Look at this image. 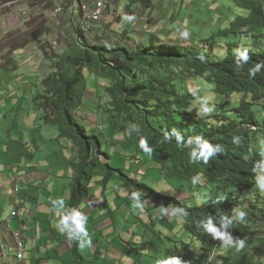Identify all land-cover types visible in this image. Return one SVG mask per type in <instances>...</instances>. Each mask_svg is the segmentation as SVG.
Segmentation results:
<instances>
[{
    "label": "trees",
    "instance_id": "trees-1",
    "mask_svg": "<svg viewBox=\"0 0 264 264\" xmlns=\"http://www.w3.org/2000/svg\"><path fill=\"white\" fill-rule=\"evenodd\" d=\"M124 1V18L134 20L139 10L145 15L158 10L154 0ZM209 1L212 12L215 6L221 5L218 0ZM228 1L243 16L217 35L235 38L243 35L252 44L244 49L230 42L228 56L220 60H213L217 45L213 43L215 47L205 54L195 46L192 32L190 37H183L185 41L180 43L176 39L173 45L168 44L170 39L162 42L156 35L130 48L101 42L91 45L81 35V28L78 31L81 9L77 23L68 25L72 41L62 53L54 54V48L45 41L52 29L44 15L32 17L24 25V32L17 31L0 39V80L3 79L0 88L3 81L16 77L14 55L17 52L39 43L47 53L46 63H50L51 73L43 80L42 94L34 104L43 113L44 125L57 130L58 141L71 146L74 195L64 215V225L65 218L88 196L97 169L102 170L104 190L114 177H120L127 186L132 185L135 191L141 192L144 200L153 205L171 206L181 214L184 228L202 243L200 252L191 250L190 245L183 247V252L167 251L168 254L176 252V259L182 263L193 260L210 264L218 257L216 247L225 241L248 242L254 236V227L264 223V208L258 207L257 198L255 202L251 199L256 188L264 187V144L257 141L258 133L264 134V0ZM68 3L74 8L82 6V0H68ZM185 6L184 0L177 5L178 15L171 19L172 26L178 24L180 11ZM146 20L152 18L148 16ZM201 43L205 45V40ZM237 48L239 52L235 55ZM86 74L102 81L103 86L96 89L107 99L108 125L123 134L128 132L130 148L135 149L131 159L139 164V156L149 157L150 163L166 178L175 177L181 186L189 183L199 190L208 189L214 196L208 199L204 195L202 205H195L190 202L194 195L188 189L181 191L184 195L181 197L165 196L112 169L109 162L103 163L109 157L103 152L100 138L89 133L79 118L75 120L88 94ZM187 76L202 77L213 87L219 106L224 107L221 111H226H216L209 117L192 114L195 96L181 93L180 80ZM236 95L241 96V103L232 107L229 102ZM245 191H249L250 197L240 196ZM71 237L76 249L75 233ZM261 241L264 244V233Z\"/></svg>",
    "mask_w": 264,
    "mask_h": 264
},
{
    "label": "crops",
    "instance_id": "crops-1",
    "mask_svg": "<svg viewBox=\"0 0 264 264\" xmlns=\"http://www.w3.org/2000/svg\"><path fill=\"white\" fill-rule=\"evenodd\" d=\"M84 1L86 0H82V5ZM182 1L154 0L157 9L161 6L159 13L157 10L154 12L159 14L158 17L151 13L145 15L143 10H139L134 20L126 19L132 26L133 24L135 26V23L138 27L142 26L147 34L139 39L133 36V39L125 40L120 47L130 48L134 43L147 42V38L151 36L147 28L152 29L158 22L156 19L163 13L168 20L176 18L174 16L178 15L177 5ZM0 2L5 7L1 13L0 39L8 34L26 30L24 20L20 19L22 14H33L34 19L44 15L45 19H48L49 13L62 5L63 16H60L56 23L53 22V25L50 26L49 23V26L51 29H64L62 27L66 23L69 26L77 23V14L80 12L79 10L76 12L72 5L67 10L68 0H0ZM187 2L189 0H184V3ZM122 3L123 0H114L112 7L105 14V20L109 19L115 9L117 12L119 8L121 10ZM119 12L118 15L121 14ZM148 16L152 18V23L149 24L147 21L144 24ZM124 19L116 27L117 31L121 25L123 26ZM168 20L163 24L166 25ZM177 26L179 25L175 23V28ZM125 33L130 34L128 31ZM98 35L97 39L103 38L101 34ZM88 42L92 43L91 39ZM40 46L42 47V44ZM17 53L14 55L17 65L15 76L19 84L11 89L10 93L0 91L3 104V107H0V264H15L16 250L12 234L16 231L22 233L25 242L22 264H156L147 263L149 257L144 253L148 245L155 243L149 242L152 238L149 227H143L140 221L134 222L133 214L137 211L143 213L150 219L152 225L158 227L161 224L166 225L167 221L176 219L177 215L181 214L172 207L156 206L152 203L148 206L143 205L144 207L133 206V213H128L126 206H121V211L126 212L127 216L126 220L122 221L121 229H118L110 201L111 197L115 196L111 191L113 188L111 185L115 183L112 181L114 178L105 190L102 186L94 187L92 184L88 196L76 211L65 218V225L63 224L64 215L69 210L74 195L70 168L72 152L63 142L58 141L56 129L44 125L43 113L36 110L34 104V100L42 94L43 80L51 73L43 68L46 67L43 63L47 62V53H44V59L40 63L35 62L38 60L31 61L32 59L27 61L28 54L25 56V52H22L25 61L21 62L17 60ZM39 53L32 51L29 55L39 57ZM101 83L102 81L95 84L93 92L85 96L84 106L78 113L80 118L84 116L87 120H94L90 117L97 113V109H92L91 102L103 97L96 89V86L100 88L103 86ZM88 113L89 116H86ZM80 122L83 124V119ZM133 161L134 164L137 162L136 159ZM156 175L158 181L166 179L161 172ZM16 186L19 190L17 193L14 192ZM108 190L111 191L110 194H107ZM103 198L106 202H103ZM5 205H8L9 209L5 208ZM13 212H17L14 218L11 216ZM8 219L11 220L10 229L5 226L8 225L6 222ZM137 225H141L138 227L140 230L143 229L141 234H138ZM72 232L77 238L76 249L71 237ZM165 233L166 231H160L159 234L153 231V235L158 238L164 237ZM167 243L174 245L175 250H178L179 245L170 238L162 246L163 249L167 247ZM168 250L169 248L165 249L166 252Z\"/></svg>",
    "mask_w": 264,
    "mask_h": 264
},
{
    "label": "rangeland",
    "instance_id": "rangeland-1",
    "mask_svg": "<svg viewBox=\"0 0 264 264\" xmlns=\"http://www.w3.org/2000/svg\"><path fill=\"white\" fill-rule=\"evenodd\" d=\"M211 1L209 0H189V2L184 3L186 6L183 7L180 11V18L178 24L182 26L180 29L179 26L175 28V26H172L173 20H168L166 14H161V17H159L158 22L155 23V26L150 29L147 28L148 32L151 33V36L156 35L159 36V38L162 40V42L166 39H172V41H176V39H179L178 41L181 43L182 41H185L183 37H190L191 32L194 34V39L197 44V48L203 49L205 54H209L210 49L214 48L215 43L217 46L214 48V55L213 60H220L221 58H226L228 56V44L232 42L233 44H236L237 46H244V49H246V45L251 46V39H248L246 36L239 35L236 38L234 36L231 37H224L218 36L221 31H225L226 29H229L230 23L234 22L237 17L243 16L241 11H236L233 9V5L228 0H218L220 2V6L214 7V12L210 11V7H212V4L209 3ZM91 1L86 0L83 2V5H90ZM159 3V1H158ZM216 2L214 1L213 4ZM168 5V3L166 4ZM169 6V5H168ZM121 14L118 15L117 10L115 9L113 11V14L110 15L108 20H105L103 24L96 26L94 32L91 31L88 40V37H84L86 40L90 41L91 39V45H93L95 42H101L100 44L104 45H110L115 47H120L122 43H124L125 39L130 41L131 38L139 39L140 37L143 38L147 32L143 29L142 26L138 27V24L135 23V26L132 23L125 18L124 10L125 8V1L123 0V3L121 4ZM71 8L70 3L68 4L67 10ZM167 7H165L166 9ZM160 8L157 10L158 13L160 12ZM119 12V13H120ZM154 14L155 17H158L159 14ZM32 14V13H31ZM188 15V17H186ZM119 16V17H118ZM77 17L79 18V14H77ZM124 19L123 27L122 25L119 27V31H117L116 27L120 25L121 21ZM185 17V19H184ZM32 19V16L28 14L27 18H23L24 25L28 22V20ZM161 19V20H159ZM168 20L166 25H164V22H161L162 20ZM48 20V19H47ZM50 23V26L53 25L56 22H50V21H56V20H48ZM147 20L145 19L146 24ZM155 21H153L154 23ZM170 22V23H169ZM152 23V20L149 21V24ZM79 24V22H78ZM201 24V26H200ZM203 24V25H202ZM82 25V20L79 26V33L80 28ZM110 30V31H109ZM128 31L130 34L127 35L125 32ZM226 30V31H227ZM103 32H106L103 34ZM73 33V32H72ZM75 33H77L75 31ZM101 34L103 38L97 39L96 37L99 36L98 34ZM154 33V34H153ZM95 34V35H94ZM150 36V37H151ZM147 38L149 41L151 38ZM205 40V45L201 43ZM46 42L52 46L53 53H62L66 49L67 44L72 41L70 38V27H68L67 23L65 24V28H53L51 31V34L45 39ZM172 41H168L170 43H173ZM209 41V42H208ZM260 46V45H259ZM259 46H256V49L259 48ZM39 43H35L31 46H29L24 51H20L17 53V60H20L21 62L25 61L24 55L27 54V61L38 60L35 61L37 63L42 62L44 59V50L42 47L40 48ZM36 52L39 53V57H35L32 54L29 55V52ZM25 54L23 55V53ZM239 48L235 49L234 54H238ZM46 54V53H45ZM54 56V55H53ZM29 64V63H28ZM46 65L45 71L51 72L50 63L49 65L47 63H44ZM32 65V64H31ZM5 76V75H4ZM8 77V76H5ZM87 79V87H88V93L93 92V88L95 87V84H97L99 81L95 76H90L86 74ZM3 80V79H2ZM0 80V82L2 81ZM19 80H17L16 77L12 78L9 81H3L1 90H4L6 93H10L11 89L18 86ZM182 82V88L181 93L185 96H191L194 95L195 99L193 101V105L191 108V113L195 116H205L209 117L210 114H214L216 111H221L224 107H220V102L217 100L216 96L213 93V87L209 86L205 80L202 77L199 78H193L191 76H187L185 80H180ZM179 81V84H180ZM96 82V83H95ZM178 84V85H179ZM102 90V89H100ZM95 102V103H93ZM91 102L92 109H97V113H93L91 117L94 119L92 120H83V124L80 122V124L87 129L89 133L96 134L102 143L103 152L106 153L109 157V160H103V163L109 162L110 166L114 170H120L125 173L128 177H131V179L135 180V182H140L143 184H146L153 189L159 191L161 194L165 196H169L172 198L181 197L183 193L181 192L183 190L187 192V189L192 192L194 197L190 200L195 205H202V203L205 201L203 199L204 195H207L208 197L214 196L211 192H209L208 189L202 188V190H199V188L196 185H190L189 183H185L183 186L179 184L178 180L175 179V177H168L166 179H161L158 181V177L156 173L159 172L157 168H154L153 164L150 163L149 157L145 156H139L138 157V163H136V167L134 164V161L132 156L135 154V149L130 148L129 145V138H126V132L123 134L122 131L111 129L108 125V117L106 116V103L107 99L104 97H101L99 100H93ZM241 103V96L236 95L234 96L229 104L232 107H238ZM3 104L1 103V97H0V107ZM227 109V108H226ZM84 111V109H83ZM226 111V110H225ZM221 111V112H225ZM89 115L86 114V116ZM209 115V116H207ZM81 121L82 119H85L86 117L80 118L79 115H76L75 120ZM257 118L260 119L259 113L257 114ZM4 129V128H3ZM257 141L262 142L264 144V134L258 133ZM67 149L71 148L69 144H65ZM126 148H128L126 150ZM130 148V150H129ZM128 151L129 154H128ZM131 157V158H130ZM141 161V163H140ZM105 168V166H103ZM97 174L93 178V185L95 186H103L102 184V176L101 172L102 170L97 169ZM72 176V174H71ZM134 176V177H133ZM115 181L114 184L111 185L113 187L111 189L112 193L115 194V196L111 197L112 206L114 208V214L116 216V222L118 229H121L122 221L126 220L127 213L121 211V206H126V211L128 213H133V206L136 205H151L149 200H144L141 194V192H137L134 190L133 186H127L124 181L120 177H114ZM110 186V185H109ZM110 190H108L107 194L111 193ZM259 195V197H257ZM184 196V195H183ZM241 197H250L249 191H245L243 195H240ZM257 198V205L260 208H264V187L262 188H256L255 194L251 196L252 201L255 202ZM209 199V198H208ZM103 202H106L103 198ZM153 205V204H152ZM120 206V207H118ZM158 206V205H156ZM171 207V206H167ZM5 208L9 209L8 205H5ZM173 208V207H172ZM170 209V208H169ZM174 209V208H173ZM175 210V209H174ZM171 212V210H168ZM134 222L140 221L142 223V226L149 227L150 236L152 237L149 242L154 241V244L148 245V248L144 250V253L149 257L147 259V263L156 262V264H200L198 262H195L193 260H185V263H182L181 259H176L175 254H166L168 252L165 251L166 248L174 249V245H170L167 243V247L163 249L162 246L165 245L168 238L176 241V243L179 245L178 250L180 252L185 251L181 246H191V250L194 251H201L199 250L200 246L202 245L201 242L194 240L190 233L184 228L183 226V218L180 215H177L178 217L173 220H169L166 222V225H162L158 227L157 225H152L149 218H146L143 213L135 212L133 214ZM130 219V217H128ZM141 225H137L136 229L139 231L138 234H141L143 231L140 230L138 227ZM153 231H157L159 234L160 231L165 232L164 237L158 238V236L153 235ZM182 231V232H181ZM254 236L251 240H248V242H230L225 241L220 247H216L219 249L217 251L218 257L216 260L210 264H264V244L261 241V233H264V223L261 225H258L254 227ZM192 244V245H191ZM158 249H161L160 251ZM189 249V248H187ZM162 258V260H160Z\"/></svg>",
    "mask_w": 264,
    "mask_h": 264
},
{
    "label": "built area",
    "instance_id": "built-area-1",
    "mask_svg": "<svg viewBox=\"0 0 264 264\" xmlns=\"http://www.w3.org/2000/svg\"><path fill=\"white\" fill-rule=\"evenodd\" d=\"M114 0H91L90 5H82L81 7L76 6L74 9L77 12L82 10V26H81V35L83 37H88L96 26L103 24L105 21V14L107 10L112 7ZM5 9L2 2H0V27H2L1 13ZM64 13V9L59 5L56 9L49 13V20H56ZM27 13L22 14L20 19L27 18ZM18 186L15 187L14 192H18ZM12 218L17 216V212L12 213ZM10 219L6 222L8 225H5L10 229ZM12 238L15 244L16 250V261L15 264H22L24 261L25 255V242L20 231L13 232Z\"/></svg>",
    "mask_w": 264,
    "mask_h": 264
}]
</instances>
